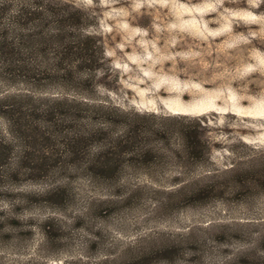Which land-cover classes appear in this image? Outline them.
Returning <instances> with one entry per match:
<instances>
[{
	"label": "rangeland",
	"instance_id": "rangeland-1",
	"mask_svg": "<svg viewBox=\"0 0 264 264\" xmlns=\"http://www.w3.org/2000/svg\"><path fill=\"white\" fill-rule=\"evenodd\" d=\"M73 1L96 16L111 68L96 88L100 99L139 112L206 116L222 145L211 155L217 167L234 160L264 168V0ZM175 171L117 173L122 193L139 187L129 207L85 218L92 197L94 209L116 197L105 181L91 183L84 173L21 181L24 194L49 184L71 194L60 210L0 201V262L130 264L142 256L151 264H264V188L232 195L222 174L214 179L221 198L175 204L170 190L206 174ZM47 217L55 222L52 241L40 229Z\"/></svg>",
	"mask_w": 264,
	"mask_h": 264
},
{
	"label": "trees",
	"instance_id": "trees-1",
	"mask_svg": "<svg viewBox=\"0 0 264 264\" xmlns=\"http://www.w3.org/2000/svg\"><path fill=\"white\" fill-rule=\"evenodd\" d=\"M96 26V16L73 0H0V201L64 208L71 194L66 186L17 190L21 181H47L50 173H84L91 183L100 179L114 188L116 197L95 209L92 197L83 218L129 207L139 187L122 193L117 173H206L170 190L175 204L221 198L214 179L222 174L232 195L264 188L263 167L212 162L222 145L209 135L206 116L139 112L100 99L96 88L111 68ZM40 229L46 241L56 239L53 218ZM151 263L138 256L130 264Z\"/></svg>",
	"mask_w": 264,
	"mask_h": 264
}]
</instances>
